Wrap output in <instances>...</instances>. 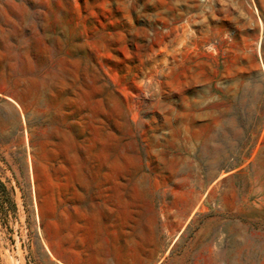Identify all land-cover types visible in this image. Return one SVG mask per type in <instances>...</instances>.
Instances as JSON below:
<instances>
[{
  "label": "rangeland",
  "instance_id": "rangeland-1",
  "mask_svg": "<svg viewBox=\"0 0 264 264\" xmlns=\"http://www.w3.org/2000/svg\"><path fill=\"white\" fill-rule=\"evenodd\" d=\"M0 181V264H264V0H0Z\"/></svg>",
  "mask_w": 264,
  "mask_h": 264
},
{
  "label": "trees",
  "instance_id": "trees-1",
  "mask_svg": "<svg viewBox=\"0 0 264 264\" xmlns=\"http://www.w3.org/2000/svg\"><path fill=\"white\" fill-rule=\"evenodd\" d=\"M0 209L2 210H6V205L5 202L8 201L9 204V209H11L13 212L16 211V206L15 204L9 199V193L6 189V187L4 186V184L0 181ZM3 198V199H1Z\"/></svg>",
  "mask_w": 264,
  "mask_h": 264
},
{
  "label": "crops",
  "instance_id": "crops-1",
  "mask_svg": "<svg viewBox=\"0 0 264 264\" xmlns=\"http://www.w3.org/2000/svg\"><path fill=\"white\" fill-rule=\"evenodd\" d=\"M62 262V261H61Z\"/></svg>",
  "mask_w": 264,
  "mask_h": 264
}]
</instances>
